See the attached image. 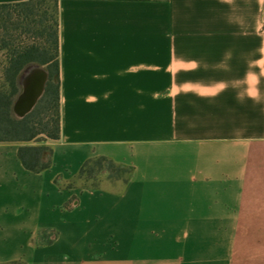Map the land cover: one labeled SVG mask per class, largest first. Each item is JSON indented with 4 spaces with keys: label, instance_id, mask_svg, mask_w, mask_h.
I'll list each match as a JSON object with an SVG mask.
<instances>
[{
    "label": "crops",
    "instance_id": "crops-1",
    "mask_svg": "<svg viewBox=\"0 0 264 264\" xmlns=\"http://www.w3.org/2000/svg\"><path fill=\"white\" fill-rule=\"evenodd\" d=\"M59 39L50 167L0 143V264H264V0H59Z\"/></svg>",
    "mask_w": 264,
    "mask_h": 264
},
{
    "label": "trees",
    "instance_id": "trees-1",
    "mask_svg": "<svg viewBox=\"0 0 264 264\" xmlns=\"http://www.w3.org/2000/svg\"><path fill=\"white\" fill-rule=\"evenodd\" d=\"M24 35L35 41L23 43ZM0 56V143L26 144L18 150L21 163L31 172H44L50 167L52 154V148L45 143L59 140L61 134L59 0L0 5ZM32 65L45 67L49 78L34 110L19 120L12 107L21 91L20 77ZM32 142L38 144L29 145ZM130 172L100 157L88 161L80 176L106 174L108 180H121ZM16 263L24 264H10Z\"/></svg>",
    "mask_w": 264,
    "mask_h": 264
},
{
    "label": "water",
    "instance_id": "water-1",
    "mask_svg": "<svg viewBox=\"0 0 264 264\" xmlns=\"http://www.w3.org/2000/svg\"><path fill=\"white\" fill-rule=\"evenodd\" d=\"M48 78V71L40 65L29 66L23 71L19 80L21 91L12 107L17 119H24L34 110L45 92Z\"/></svg>",
    "mask_w": 264,
    "mask_h": 264
},
{
    "label": "rangeland",
    "instance_id": "rangeland-1",
    "mask_svg": "<svg viewBox=\"0 0 264 264\" xmlns=\"http://www.w3.org/2000/svg\"><path fill=\"white\" fill-rule=\"evenodd\" d=\"M33 38L30 36V35H24V36H22L21 37V41L23 42V43H32L33 42ZM35 41V40H34ZM1 57L2 56H0V59H1ZM49 143H51V141L50 140H48L47 141V143H45L47 146H50L49 145ZM20 144H22V143H20ZM38 143L37 142H32V143H30L29 145H37ZM23 145H26V144H23ZM122 175H124V172H122L121 173ZM89 174H85L84 176H83V179H88L89 177ZM102 178H106V174H105V177L103 176V175H96V177H95V180H94V182H101V179ZM16 264H19V263H16Z\"/></svg>",
    "mask_w": 264,
    "mask_h": 264
}]
</instances>
